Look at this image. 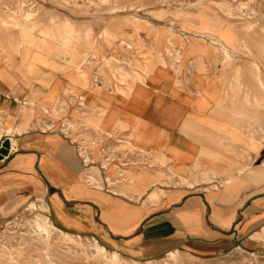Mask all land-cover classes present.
Segmentation results:
<instances>
[{
    "label": "crops",
    "instance_id": "crops-1",
    "mask_svg": "<svg viewBox=\"0 0 264 264\" xmlns=\"http://www.w3.org/2000/svg\"><path fill=\"white\" fill-rule=\"evenodd\" d=\"M217 13L218 25H232ZM232 26L242 40L234 51L240 59L233 65L237 77L219 68L213 72L221 62L211 60L214 50L206 48L196 55L201 71L191 57L185 59L186 72L158 64L144 80L154 90L152 98L143 96L144 81L136 82L129 110L105 112L102 127L112 131L116 123L123 125L115 131H122L124 139L134 132L147 164L127 170L135 178L120 185L122 195L89 184L88 175L98 177L95 170L84 168L60 132L37 131L56 123L45 112L52 106L50 92L57 89L64 99L71 92L66 91L71 82L58 72L62 68L36 62L35 72L23 76L17 61L2 62L12 76L0 82V148L9 144L0 159V227L40 202L61 233L90 238L133 262L182 251L202 259L231 253L264 257V29L249 31L246 45L247 34ZM196 84L206 99L202 107ZM188 116L195 124L187 129ZM88 119L97 129L100 118ZM233 125L238 138L231 139ZM105 174L108 183L118 180L115 167Z\"/></svg>",
    "mask_w": 264,
    "mask_h": 264
},
{
    "label": "rangeland",
    "instance_id": "rangeland-1",
    "mask_svg": "<svg viewBox=\"0 0 264 264\" xmlns=\"http://www.w3.org/2000/svg\"><path fill=\"white\" fill-rule=\"evenodd\" d=\"M218 11L247 34L246 45L249 31L264 29V0H0V82L12 76L1 67L2 62L17 61L23 76L35 72L36 62L47 61L52 67L58 64L60 75L71 82L66 88L71 92L65 99L57 97V89L50 92L52 106L45 112L56 123L47 122L37 131L60 132L74 147L84 168L95 170L98 177L88 175L89 184L122 195L120 185L126 186L127 177L133 173L127 170L147 164L140 154L143 149L134 142V132H127L124 139L122 131H115L123 130V125L116 123L112 131L102 127L105 112L129 110L136 82L149 78L160 65L175 68L173 73L186 72L185 59H196L206 48L214 50L211 60L221 62L213 72L218 68L233 71L240 60L234 56L235 47L242 40L233 35L232 25H218ZM195 63V69L201 71L200 61L196 59ZM161 72L170 78L169 71ZM237 76L238 69L232 78ZM186 77L185 81L189 79ZM148 83L140 84L146 90L144 98L154 95ZM196 86L201 94L200 86ZM234 88L227 86L230 92ZM204 97L200 95L198 106L207 104ZM93 116L100 118L97 129L87 123ZM183 123L188 129L195 121L188 116ZM244 124L249 126L248 122ZM234 127L228 132L231 139L238 138L239 129ZM112 167L119 175L114 184L106 181L105 174ZM45 210L44 203L32 204L0 227V264H104L112 259V253L105 249L106 253L99 252V244L90 238H77L78 244L72 246L66 235L48 225L51 222ZM36 222L47 231L38 228ZM135 263L264 264V257L231 253L202 259L182 251L142 262L119 257L117 264Z\"/></svg>",
    "mask_w": 264,
    "mask_h": 264
},
{
    "label": "bare ground",
    "instance_id": "bare-ground-1",
    "mask_svg": "<svg viewBox=\"0 0 264 264\" xmlns=\"http://www.w3.org/2000/svg\"><path fill=\"white\" fill-rule=\"evenodd\" d=\"M4 24H6V22H3ZM212 46H216L215 44H212ZM60 103H62V101H59ZM58 107V106H57ZM56 108V107H55ZM107 136V135H106ZM130 147H132L133 148V146L130 144L129 145ZM140 176H144V174L142 173H140L139 174V177ZM135 178V176L134 175H129L128 177H127V180H128V182H130L131 180H133ZM31 205L32 204H30L29 206L31 207ZM28 206V207H29ZM36 225H37V227L38 228H42V230H44V232L45 231H47L46 230V228L45 227H42V226H44V225H42V226H40L37 222H36ZM47 225V224H46ZM48 225H50V223H48ZM52 226V225H51ZM52 228H54L53 226H52ZM48 229V228H47ZM55 229V228H54ZM64 235H66V234H64ZM68 238H69V241H70V244L72 245V246H76L77 244H78V240H77V238H80V237H77V236H69V235H66ZM78 247V246H77ZM96 247H97V249H98V251L99 252H101V253H106V251L103 249V248H101V247H99L98 245H96ZM171 255H173V253H170ZM112 255V259L110 260V261H107V262H103L104 264H117L118 262H119V256H117L116 254H111ZM136 264V263H135Z\"/></svg>",
    "mask_w": 264,
    "mask_h": 264
},
{
    "label": "water",
    "instance_id": "water-1",
    "mask_svg": "<svg viewBox=\"0 0 264 264\" xmlns=\"http://www.w3.org/2000/svg\"><path fill=\"white\" fill-rule=\"evenodd\" d=\"M8 149H9V144L7 141L3 142L1 148H0V159L3 157V156H6L7 153H8Z\"/></svg>",
    "mask_w": 264,
    "mask_h": 264
}]
</instances>
